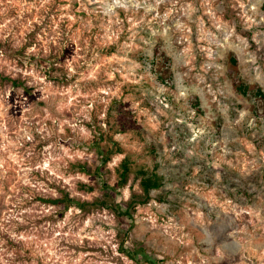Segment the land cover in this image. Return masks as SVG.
<instances>
[{"label":"rangeland","instance_id":"obj_1","mask_svg":"<svg viewBox=\"0 0 264 264\" xmlns=\"http://www.w3.org/2000/svg\"><path fill=\"white\" fill-rule=\"evenodd\" d=\"M40 9L91 51L55 99L34 91L38 116L53 107L70 138L22 163L8 147L22 130L10 139L0 114V264H264V0H0V36ZM37 47L26 54L43 71ZM14 93L24 120L32 101ZM36 170L57 191L29 181L37 199L19 210L13 185ZM67 201L43 259L35 228L13 223Z\"/></svg>","mask_w":264,"mask_h":264},{"label":"trees","instance_id":"obj_2","mask_svg":"<svg viewBox=\"0 0 264 264\" xmlns=\"http://www.w3.org/2000/svg\"><path fill=\"white\" fill-rule=\"evenodd\" d=\"M23 9L24 8H19V10H8L9 13L5 19L16 18L17 15L23 12ZM47 15L46 12L40 9L37 17L35 16L37 21H26L28 25L24 27L23 20L20 19L11 27L7 23V29L6 27L3 28L4 31L0 36V53L7 56L5 60H8L7 64L11 67L7 75L0 74V86L11 81V85L7 87L11 89L10 95L6 94V89L0 91V114H2L3 109H7L9 113L7 115L9 116L7 120L8 128L5 134L9 135L10 139H12L11 136L14 135L17 130H22V134L20 136H15L13 143L8 146L12 152L18 151L19 157H22V163L31 162V158L29 157L33 158L32 155L42 152L44 146H51L52 139L57 140L58 138L65 139L71 137V127L69 124L72 122L63 123L62 127L63 131H65L64 134L55 135L60 122L57 111H54L53 107H49L46 112L40 111V115L38 116L39 111L36 110V108L39 106V101L36 99L37 95L34 94V91L36 88L40 90L44 88L45 95L51 99H55L57 91H59V86L64 87L69 83L75 74L72 70L78 72L82 67L81 63L88 60L87 55L91 51L89 42H87L81 34L75 35L70 27L52 29V23L47 18ZM24 16L27 15L24 14ZM11 21L12 20H9L8 22L10 23ZM49 28H51L53 32H57L58 36L56 34L53 36L49 32L45 35L44 39L37 38L38 35H44L45 30ZM16 39H19V41L15 44L13 41ZM34 43L38 44V49L30 53H35L38 59L47 62V68H44L43 71L37 69L33 70L30 67L33 57L27 56L26 51ZM22 58H24L23 63H21ZM29 70H32V72L30 73ZM40 73L46 82H41V79H39V77H41ZM12 74L15 75V77H10ZM51 80L54 81L51 83ZM55 80L62 84H55ZM55 85L57 87L52 89V86ZM18 87L23 92L21 96L32 101L29 110L21 115V118H24V120L21 119L20 121L17 120L23 107L19 104L21 99L14 93ZM101 99L99 95H91L88 99L89 102H86V104H92L93 108L91 110L96 109L99 114V108L103 104ZM74 118L79 119L80 117L74 116ZM5 141L6 140L3 139L1 143ZM28 152H30L29 156H27ZM0 156H3L1 151ZM30 164L32 167L35 166L33 161ZM50 178L51 175L48 170H36L23 175L20 179V185H13L15 189H18L17 192L13 193L16 195L15 201L17 202L19 210H24L30 203L37 199V194L34 192V189L27 184L29 181L34 180L43 184L44 187H41V190L54 188L57 191V186ZM39 193L42 195H47L48 193V195H50L49 198L44 199L49 205L56 203L57 200L54 198L52 191H41ZM68 203V201L67 203L65 202L61 210L51 209L49 216L45 214H36L34 217L22 215L23 222L15 220L13 223L17 229H22L26 226H33L35 228L37 231L35 244L40 246L41 249L39 250V254H41L43 259L47 257V254L45 252L46 247L42 244L51 241V236L55 232L54 227L57 225L58 221L63 220L64 213L69 206ZM23 223H27V225L24 226Z\"/></svg>","mask_w":264,"mask_h":264}]
</instances>
